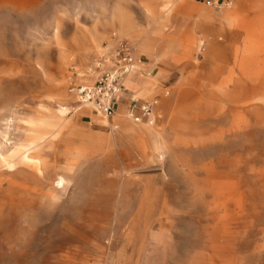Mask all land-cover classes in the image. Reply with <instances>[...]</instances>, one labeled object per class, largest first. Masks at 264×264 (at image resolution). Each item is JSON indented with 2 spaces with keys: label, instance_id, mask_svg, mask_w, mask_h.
I'll list each match as a JSON object with an SVG mask.
<instances>
[{
  "label": "rangeland",
  "instance_id": "374dc122",
  "mask_svg": "<svg viewBox=\"0 0 264 264\" xmlns=\"http://www.w3.org/2000/svg\"><path fill=\"white\" fill-rule=\"evenodd\" d=\"M222 1L0 0V264H264V0ZM113 35L153 124L76 111Z\"/></svg>",
  "mask_w": 264,
  "mask_h": 264
},
{
  "label": "built area",
  "instance_id": "2783aa9c",
  "mask_svg": "<svg viewBox=\"0 0 264 264\" xmlns=\"http://www.w3.org/2000/svg\"><path fill=\"white\" fill-rule=\"evenodd\" d=\"M229 3L228 0L222 1V4ZM135 62V52L129 42L113 35L111 42L105 44L103 51L94 58L92 66L88 68L91 81L72 80L68 90L78 103L91 107L109 118L116 112L117 98L123 80L131 72ZM167 94L168 91L164 89L161 96ZM159 101L160 96L142 101L132 97L128 101L126 113L134 122L145 119L149 124H153L156 119L154 110Z\"/></svg>",
  "mask_w": 264,
  "mask_h": 264
},
{
  "label": "crops",
  "instance_id": "0c3cea01",
  "mask_svg": "<svg viewBox=\"0 0 264 264\" xmlns=\"http://www.w3.org/2000/svg\"><path fill=\"white\" fill-rule=\"evenodd\" d=\"M157 56V55H156ZM156 58V57H155ZM139 61H141V58L138 57L137 58ZM152 60V59H151ZM155 60V59H153ZM152 61H144V62H139V65L136 69H134L132 72H130V74L128 76L125 77V79L123 80L122 83V88L121 91L118 95L117 98V103H116V111H119V107L123 106L124 107V112L126 110L128 101L130 98L134 97V98H143L141 96L138 95L139 92L145 91L147 84H148V80L146 77H144L142 74V72H144L145 70V66L151 65ZM163 70H159L157 71L156 74H154L152 81H153V91L155 89V87L158 85V77L163 74ZM150 74H148L147 76H149ZM143 87V88H142ZM152 91V93H153ZM79 107L76 108V111H79ZM80 113H82L80 111ZM114 115V114H113ZM127 116V115H126ZM95 119V117H94ZM129 119V118H128ZM131 121V119H129ZM119 128L118 130V137L119 139L122 141L124 139L128 140V142L131 144V140L135 138L136 136V132L138 133L139 131H143V127H139V126H135L133 129L129 130V131H124L123 127H117ZM132 133V134H131ZM135 135V136H134ZM90 143H94V139L90 137ZM149 144V143H148ZM146 144V146L148 145ZM133 148L136 149V147L132 144ZM136 151H138V154L141 155V157H143V153H141V151H139L138 149H136Z\"/></svg>",
  "mask_w": 264,
  "mask_h": 264
},
{
  "label": "bare ground",
  "instance_id": "6f19581e",
  "mask_svg": "<svg viewBox=\"0 0 264 264\" xmlns=\"http://www.w3.org/2000/svg\"><path fill=\"white\" fill-rule=\"evenodd\" d=\"M88 41H89V44L90 45H94V46H97V40L96 39H94L93 37H90L89 39H88ZM138 57L136 56V53H135V59H136V62H135V64H134V67H133V69L131 70V72L134 70V69H136L137 67H138V65H139V60L137 59ZM130 74V73H129ZM128 74V75H129ZM127 75V76H128ZM85 81H91V79L90 78H85L84 79ZM143 88V87H142ZM152 91H153V81L152 80H148V84H147V87H146V89H145V91H142V92H139L138 94L139 95H143V96H150L151 94H152ZM83 106H85V105H82V106H80L79 107V109H82L81 107H83ZM157 106H158V104H157ZM156 106V107H157ZM90 110H91V108H90ZM63 111V110H62ZM65 111V110H64ZM96 112V111H95ZM117 112V111H116ZM96 113H98V114H101L100 112H96ZM115 114V113H114ZM117 115H122L124 118L123 119H119V122L122 124V125H127L126 124V121L124 120V119H126L125 118V113H124V111L123 112H121L120 110L117 112ZM126 115H127V113H126ZM113 116V115H112ZM111 116V117H112ZM121 116V117H122ZM94 117H96L97 119H101V121L103 120L101 117H98V116H94ZM127 117H128V115H127ZM116 118V117H115ZM129 118V117H128ZM130 119V118H129ZM127 120V119H126ZM116 121V120H115ZM133 121V120H132ZM134 122V121H133ZM120 124V125H121ZM151 126V125H150ZM131 129H133V128H129L128 126L124 129V131H129V130H131ZM153 131L150 129H143V131H139L138 133L136 132V136L135 137H137L140 141H142L144 138H148V139H150V140H152L153 139V133H152ZM132 134V133H131Z\"/></svg>",
  "mask_w": 264,
  "mask_h": 264
}]
</instances>
